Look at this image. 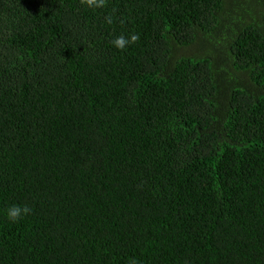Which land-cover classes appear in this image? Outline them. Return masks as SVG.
Returning a JSON list of instances; mask_svg holds the SVG:
<instances>
[{"label": "trees", "instance_id": "1", "mask_svg": "<svg viewBox=\"0 0 264 264\" xmlns=\"http://www.w3.org/2000/svg\"><path fill=\"white\" fill-rule=\"evenodd\" d=\"M133 260L264 264V0H0V264Z\"/></svg>", "mask_w": 264, "mask_h": 264}, {"label": "clouds", "instance_id": "2", "mask_svg": "<svg viewBox=\"0 0 264 264\" xmlns=\"http://www.w3.org/2000/svg\"><path fill=\"white\" fill-rule=\"evenodd\" d=\"M106 2L107 0H81V3L88 7V8H92V9H99V8H103L106 6ZM106 21L108 24H112L113 23V17L111 15H109L108 17H106ZM139 39L138 35H131L130 37H125L123 35H120L118 37H116L114 40H112V44L114 47H116L117 49L123 50L126 48L127 45H129L130 43H134L136 40ZM31 211V209L27 206H19V205H13L11 207L8 208L7 210V218L13 222L16 223L18 221H20L24 216H26L27 214H29ZM132 264H136V261L133 260Z\"/></svg>", "mask_w": 264, "mask_h": 264}]
</instances>
